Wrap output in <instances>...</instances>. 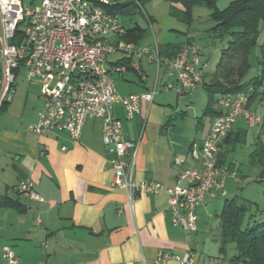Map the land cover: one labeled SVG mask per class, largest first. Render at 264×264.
Instances as JSON below:
<instances>
[{"label": "crops", "instance_id": "obj_1", "mask_svg": "<svg viewBox=\"0 0 264 264\" xmlns=\"http://www.w3.org/2000/svg\"><path fill=\"white\" fill-rule=\"evenodd\" d=\"M108 1L110 7L134 2ZM137 6L139 12L143 11L139 3ZM172 7L183 11L180 5L169 4V12ZM120 18L122 20V16ZM146 21L151 26L153 18L146 17ZM139 28L144 33L135 44L150 46V41L141 43L147 31ZM186 43L159 45L161 56L174 58ZM116 57L114 61L107 60L111 66L126 62ZM129 63V70L125 67L123 74L111 75L112 78L118 76L123 86L131 84L124 78L127 73L136 77L135 84L132 83L126 93L117 92L115 85L118 95L140 94L156 87L152 102H141L139 113L131 121L126 120L121 106L116 105L113 110L122 125L123 139L138 143L134 179L172 187L181 171L199 168L189 156V147L193 142L203 141L213 118L204 115L205 105L202 118H208L206 128L202 120L196 118L195 131L201 135L183 146L174 119L182 115L178 107L180 101L191 93L178 96L164 68L156 71L153 64L145 61ZM142 64L153 68L151 84ZM20 71L23 73V70L17 71L15 80ZM31 84L39 85L40 96L42 83L34 81ZM14 88L11 102L0 109V252L3 247L12 248L19 264H156L155 258L160 251L180 255L191 250L197 264H233L231 259L226 261L221 257L224 252L214 255L219 250V231L217 237L211 238V244L201 233L199 218L208 213L209 203L216 199L206 200L196 208V232L191 242L186 243L182 230L171 226L165 194L138 195L130 203L127 192L111 187L113 172L98 120L87 119L77 141L63 133L37 136L29 127L37 122L43 99L28 87L14 85ZM171 99L175 100V108ZM189 104L186 109L191 108ZM252 106L248 107L250 111ZM212 110L219 111L216 104ZM243 122L232 127L233 135L246 136L241 127ZM253 130L252 147L255 139L260 138L262 126ZM225 147L228 146L221 145L220 153H224ZM222 166L225 167L224 159ZM227 171L230 174L229 168ZM23 179L33 182V189L43 203L17 192V184ZM2 202L5 205H1ZM0 264L6 263L0 259Z\"/></svg>", "mask_w": 264, "mask_h": 264}, {"label": "built area", "instance_id": "obj_2", "mask_svg": "<svg viewBox=\"0 0 264 264\" xmlns=\"http://www.w3.org/2000/svg\"><path fill=\"white\" fill-rule=\"evenodd\" d=\"M22 1L0 0V107L11 102L16 71L23 70L26 82L42 83L43 106L30 132L37 136L63 133L77 141L84 122L98 120L113 172L111 187L127 192L130 203L138 195L165 194L171 226L181 229L186 243H190L196 232V208L206 200L224 199L225 180L235 177L218 163L222 141L240 118L249 129L261 126L260 117L247 108L248 95L217 97L219 115L212 120L203 141L189 147V156L198 169L181 171L168 188L152 181L136 182L138 143L123 139L122 125L113 110L121 106L126 120L131 121L139 113L141 102H152L156 87L140 94L118 95L111 75L123 74L125 67L111 66L107 58L145 61L156 71L164 68L167 79L175 84L174 91L182 96L204 85L206 63L200 62L199 48L187 42L174 58L168 59L161 56L155 41L148 47L127 42L122 38L126 27L119 15L108 12V0H40L31 9L23 7ZM133 1L138 5L139 0ZM33 186L29 179L20 180L17 192L43 203ZM0 259L6 264H19L7 246L1 249ZM170 262L197 264L191 250L180 255L157 253L156 264Z\"/></svg>", "mask_w": 264, "mask_h": 264}, {"label": "rangeland", "instance_id": "obj_3", "mask_svg": "<svg viewBox=\"0 0 264 264\" xmlns=\"http://www.w3.org/2000/svg\"><path fill=\"white\" fill-rule=\"evenodd\" d=\"M233 0H217L216 8L218 10L225 9L228 4ZM40 0H23L22 5L26 9H31L39 5ZM113 4V2L111 3ZM143 11L137 9L131 11V14L122 16V22L126 28L137 25L144 28L147 33L141 40V43L150 41L151 45L155 43L159 45L175 44L180 45L185 42H192L200 50V60L206 63V74H212L215 71L216 65L220 59L221 51L227 46V39L217 40L214 39L208 31L214 26V23L210 20V11L205 7H195L191 10V20L188 24L181 23L174 17L169 15V3L163 0H150L144 4ZM146 17H152L153 23L151 26L146 21ZM22 29V26H20ZM260 36L258 39V45H261L264 38V28L260 30ZM116 56L107 58L108 61L116 60ZM261 56L259 48L252 51L249 59L250 70L244 81L255 78L261 73ZM144 70L149 75V84L153 82V68L142 64ZM204 77V76H203ZM23 73L20 71L15 80V87H28L33 94L39 96V85L28 83L23 79ZM124 78L129 82H136V77L132 73H127ZM116 85L117 92L123 94L131 86L127 84L123 86L121 79L115 75L113 77ZM205 82V79H204ZM264 84V76H263ZM131 91V90H129ZM218 95H215L217 99ZM158 97H156L157 100ZM190 102V109H186V106ZM207 102V95L204 89H198L196 92L190 95L184 96L179 103V110L182 113L181 116L175 117V124L177 127V135L179 134V142L184 146L194 138L199 137L201 133L195 131V119L202 120L204 128L208 124V118H202V112ZM171 105L175 108V100L171 99ZM248 108V107H247ZM257 116L261 119V135L260 139L264 142V100L258 99L253 103L251 108ZM178 113V114H181ZM238 122H243L239 119ZM244 123V124H243ZM242 124V130L246 132V136L243 138V142L236 143L234 146L225 147L224 152V165L226 169H230V174L233 172L234 178H227L224 183V191L227 196L224 199H216L209 203L208 213L202 214L199 218L201 221V233H204L207 237V241L211 244V238L217 237L218 220L216 216L220 213L224 200H233L237 206H244L246 214L243 220V227L252 226L254 223L264 222V179L259 176V170L252 167L249 164V154L253 147L252 135L254 130L249 129L245 122ZM240 127V128H241ZM260 128V127H259ZM208 129V128H207ZM197 134V135H196ZM214 248V246H213ZM234 253V245L228 244L225 247V252L220 254L221 257H225L226 261L232 258ZM214 255L219 256V250ZM217 256V257H218Z\"/></svg>", "mask_w": 264, "mask_h": 264}, {"label": "trees", "instance_id": "obj_4", "mask_svg": "<svg viewBox=\"0 0 264 264\" xmlns=\"http://www.w3.org/2000/svg\"><path fill=\"white\" fill-rule=\"evenodd\" d=\"M149 1L139 0L140 8H143L144 4ZM163 1L170 5H180L183 8V11H180L172 7L169 13L179 22L186 24L191 20L193 8L205 7L210 11L209 18L214 23L208 33L217 40L227 39V46L221 51L215 71L212 74H204V79L207 81L203 85L207 95L204 115L213 119L219 115V112L212 110L216 103L215 95L247 94V107H250L257 99L264 100V38L261 45H258L260 30L262 27L264 28V0H233L223 10L216 8L217 0ZM137 8L138 6L134 2L129 1L111 6L107 10L120 16H127ZM143 33L144 30L135 26L126 30L122 38L127 42L136 43ZM256 48H259L261 56V73L255 78L244 81L250 70V55ZM119 65L130 69L129 62H122ZM231 132L221 145L234 146L236 143L243 142L244 135H240V133L233 135ZM223 157L224 153H220L218 156L220 166L223 164ZM248 159L249 164L259 170L260 178L264 179V142L259 137L255 139ZM1 205H5V203L2 202ZM246 210L244 206H237L233 200H224L218 215L219 252H225L226 245L232 244L234 245V255L230 260L231 263L264 264V222L243 227Z\"/></svg>", "mask_w": 264, "mask_h": 264}]
</instances>
